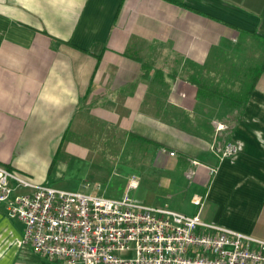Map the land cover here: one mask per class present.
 Wrapping results in <instances>:
<instances>
[{
  "label": "crops",
  "instance_id": "1",
  "mask_svg": "<svg viewBox=\"0 0 264 264\" xmlns=\"http://www.w3.org/2000/svg\"><path fill=\"white\" fill-rule=\"evenodd\" d=\"M0 164L264 240V0H0ZM24 231L0 204V264H62Z\"/></svg>",
  "mask_w": 264,
  "mask_h": 264
},
{
  "label": "built area",
  "instance_id": "2",
  "mask_svg": "<svg viewBox=\"0 0 264 264\" xmlns=\"http://www.w3.org/2000/svg\"><path fill=\"white\" fill-rule=\"evenodd\" d=\"M237 153L238 146L229 142L219 157ZM138 188L139 180L132 177L120 198H108L37 184L0 164V204L10 218L25 225L22 244L49 260L62 264H264V240L207 223L199 214L190 216L168 204L140 203L131 196ZM195 204L200 205V200Z\"/></svg>",
  "mask_w": 264,
  "mask_h": 264
},
{
  "label": "rangeland",
  "instance_id": "3",
  "mask_svg": "<svg viewBox=\"0 0 264 264\" xmlns=\"http://www.w3.org/2000/svg\"><path fill=\"white\" fill-rule=\"evenodd\" d=\"M249 79L247 81H245V82H239V83L236 82V83H234V85H230V87H232L231 90L229 92L222 93L223 94L222 98L218 97L216 100L219 101V102H223L225 104L226 108H227V106H228V109L231 108L232 104H236L235 102L238 100L237 98H242L243 96L244 97L246 96V93L248 91L247 89H248L249 85L251 84V79L250 80ZM227 123L229 125H232V122H227ZM229 125H227V124L223 125L224 128H220L218 126L219 131L220 130H222V131L225 130L226 132H231V128L228 127ZM229 136H230V134L228 135L227 139L229 138ZM75 179L76 180H78V179L82 180L83 177H75ZM102 186L103 187H107V188L109 187L110 189L114 188L111 183L103 182ZM132 193H134V191ZM131 196L133 197V194ZM150 196H151V193H149L147 197L151 198ZM145 203H148V200H145Z\"/></svg>",
  "mask_w": 264,
  "mask_h": 264
},
{
  "label": "trees",
  "instance_id": "4",
  "mask_svg": "<svg viewBox=\"0 0 264 264\" xmlns=\"http://www.w3.org/2000/svg\"><path fill=\"white\" fill-rule=\"evenodd\" d=\"M55 165V162H54V164L52 165V168H53V166ZM8 169H10V170H12L11 168H9V167H7ZM52 171H50V173H51Z\"/></svg>",
  "mask_w": 264,
  "mask_h": 264
}]
</instances>
